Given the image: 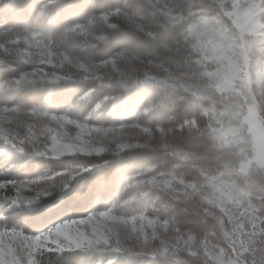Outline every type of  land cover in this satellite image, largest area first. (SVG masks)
<instances>
[{"label":"clouds","instance_id":"1","mask_svg":"<svg viewBox=\"0 0 264 264\" xmlns=\"http://www.w3.org/2000/svg\"><path fill=\"white\" fill-rule=\"evenodd\" d=\"M0 167L13 264H264V0H0Z\"/></svg>","mask_w":264,"mask_h":264},{"label":"trees","instance_id":"2","mask_svg":"<svg viewBox=\"0 0 264 264\" xmlns=\"http://www.w3.org/2000/svg\"><path fill=\"white\" fill-rule=\"evenodd\" d=\"M24 177H16L14 175L9 174V170L5 167H0V180H3L4 183L0 187V221H5L8 219V216L5 212V209H8L11 211L9 208V195H16L18 191V186H19V180L23 179ZM13 182L17 185V187H13ZM82 205L77 204L74 210H81ZM31 228H39L42 226L41 221H33L30 225Z\"/></svg>","mask_w":264,"mask_h":264},{"label":"rangeland","instance_id":"3","mask_svg":"<svg viewBox=\"0 0 264 264\" xmlns=\"http://www.w3.org/2000/svg\"><path fill=\"white\" fill-rule=\"evenodd\" d=\"M1 187V185H0ZM1 190V189H0ZM75 226L69 225L63 232L62 235L64 236H72L75 234ZM17 237L11 233H0V243H4L7 245L8 248V255L12 257V259H9L7 261L4 260V253L0 251V264H13V260H16L18 262V257L15 256V248L10 243L11 240H16Z\"/></svg>","mask_w":264,"mask_h":264}]
</instances>
